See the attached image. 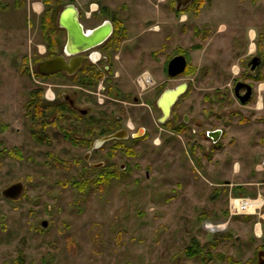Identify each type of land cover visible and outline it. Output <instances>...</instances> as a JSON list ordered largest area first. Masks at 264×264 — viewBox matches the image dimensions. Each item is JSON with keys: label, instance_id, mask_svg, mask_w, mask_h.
<instances>
[{"label": "rangeland", "instance_id": "obj_1", "mask_svg": "<svg viewBox=\"0 0 264 264\" xmlns=\"http://www.w3.org/2000/svg\"><path fill=\"white\" fill-rule=\"evenodd\" d=\"M15 1L20 4L0 0L8 9L0 10V190L16 182L25 189L14 201L0 196V264H256L264 250V205L256 214L231 216L228 204L238 194L264 197V189L260 195L235 186L264 175L258 162L264 157V0H192L184 10L174 0L91 3L90 12L79 11L83 27L112 21L115 37L112 49L100 47L107 62L83 64L101 73L93 86L80 84L84 72H35L40 60L62 53L66 37L48 32L42 21L51 16L59 28L58 14L71 0L53 13L15 10ZM54 36L59 45L50 49ZM176 54L188 65L170 79L166 64ZM253 56L261 65L252 74ZM144 74L150 83H139ZM241 76L255 81L244 108L233 94ZM182 83L186 93L170 120L158 124L159 94ZM71 91L78 92L75 105L88 109L85 118L54 104ZM35 95L52 103L45 115L57 112L46 123L34 117ZM138 128L145 134L110 141L88 157L97 168L85 162L87 150L76 138L87 137L90 145L117 129L130 136ZM213 129L224 135L219 150L205 154ZM236 164L258 174L238 177Z\"/></svg>", "mask_w": 264, "mask_h": 264}, {"label": "water", "instance_id": "obj_2", "mask_svg": "<svg viewBox=\"0 0 264 264\" xmlns=\"http://www.w3.org/2000/svg\"><path fill=\"white\" fill-rule=\"evenodd\" d=\"M176 10L186 8L192 0H174ZM80 13L74 4L65 5L58 14L57 26L65 31V43L62 47V53L52 57L45 58L35 65V72L41 76H50L56 73H64L67 76H73L87 61L85 55L88 51L99 47L108 40L112 34V25L110 21H104L102 24L92 28L84 29L80 22ZM251 70L260 67L261 60L259 57L252 59ZM187 67V59L183 55L172 57L167 64V76L176 78L181 75ZM242 87L246 88L244 94L239 91ZM187 91V84L183 83L173 89H166L162 92L157 100V106L161 112L159 123H165L171 116L172 107ZM235 96L240 100L241 104H246L252 95V87L248 84H237L234 89ZM83 114L86 111H82ZM142 131V130H141ZM212 137V134H211ZM127 139V131L125 129L116 131L110 135H106L97 139L93 143V149L100 148L103 144L113 140ZM92 168H97L91 164ZM24 184L16 182L6 186L0 190V196L6 200H17L24 193ZM42 227H46V222H42ZM256 264H264V251L258 254Z\"/></svg>", "mask_w": 264, "mask_h": 264}, {"label": "flooded vegetation", "instance_id": "obj_3", "mask_svg": "<svg viewBox=\"0 0 264 264\" xmlns=\"http://www.w3.org/2000/svg\"><path fill=\"white\" fill-rule=\"evenodd\" d=\"M80 17V16H79ZM80 19V18H79ZM104 22V21H103ZM110 23H111V25H112V22L110 21ZM85 29V28H84ZM113 25H112V33H113ZM112 35V34H111ZM110 35V36H111ZM109 39V38H108ZM106 42V41H105ZM105 42L102 44V45H100L99 47H96V48H94V49H98L99 50V56H100V59H99V61L98 62H107L108 61V56L106 55V52H107V50H110V49H112V47L110 48V46H106V44H105ZM105 44V45H104ZM101 46H103L105 49H106V52L104 51V50H102V48H100ZM93 50V49H92ZM92 50H90V51H88L85 55L87 56V61H85L84 63H89V61H90V59H89V54L92 52ZM176 55H183V54H176ZM176 55H174V56H176ZM173 56V57H174ZM184 56V55H183ZM185 57V56H184ZM254 57H257V56H253L252 58H251V60L248 62V64H247V66H248V68H249V70H250V72L253 74L254 73V71L256 70H251V66H252V59L254 58ZM187 59V58H186ZM169 62V61H168ZM168 62H167V64H168ZM83 63V64H84ZM167 64H166V75H167ZM187 65H188V61H187ZM84 67V65H82V67L76 72V73H78V72H80L81 70H82V68ZM258 69V68H257ZM185 72V71H184ZM75 73V74H76ZM74 74V75H75ZM183 74V73H182ZM181 74V75H182ZM66 75V74H65ZM181 75H179V76H181ZM69 77V76H68ZM168 77V76H167ZM169 78V77H168ZM251 78H254V76H252ZM170 79H174V78H170ZM253 82H255V81H253L252 79H249L248 77H244V79H243V77L241 76V77H239L238 79H236L235 81H234V85H233V94H234V96H235V92H234V89H235V86L237 85V84H239V85H242L243 86V84H248V85H250L251 87H252V95H251V98H250V100L246 103V104H241L240 103V100H241V98H237L236 96H235V98H236V101H237V103L238 104H236V105H238V106H240L241 108H244V107H246V106H248L249 105V102L251 101V99H252V97H253V86L251 85V83H253ZM183 84V83H182ZM180 85V84H179ZM178 86V85H177ZM176 86V87H177ZM81 88V87H80ZM187 89H188V85H187ZM166 90V89H165ZM164 91V90H163ZM162 91V92H163ZM162 92L159 94V96L162 94ZM246 92V88L245 87H242L241 89H240V91H239V93L240 94H244ZM77 95H78V92L77 91H71L70 93H64V94H62L61 95V98H59V100L57 101V102H55L54 104H67L68 105V107H69V109L72 111V113H76V114H79L80 116H81V118H85L86 116H87V114H88V109H80V108H78L75 104H76V102H75V98L77 97ZM97 95H98V93H97ZM182 97V96H181ZM180 97V98H181ZM159 98V97H158ZM158 98H157V100H158ZM157 100H156V106H157ZM137 101V99L136 98H133V102H136ZM98 103L99 104H103L104 102L103 101H98ZM92 104V103H91ZM176 104V103H175ZM175 106V105H174ZM173 106V107H174ZM173 107H172V109H173ZM157 108H158V106H157ZM159 109V108H158ZM264 109V104H261V110H263ZM82 111H86V113L85 114H83L82 113ZM160 111V110H159ZM171 113H172V110H171ZM240 113H245L244 112V110H240ZM160 114H161V112H160ZM161 116L162 115H160V117L157 119V123L158 124H160L159 123V119L161 118ZM171 117V116H170ZM82 120V119H81ZM170 120V118L165 122V123H163V124H161V125H164V124H166L168 121ZM59 122V121H58ZM186 118H185V116H183V123L184 124H186ZM119 130H122V129H119ZM118 129L117 130H115V131H113V132H111V133H109V134H107V135H110V134H112V133H114V132H116V131H119ZM142 130V131H141ZM127 131V130H126ZM145 128H138V130H137V132L136 133H131V135L129 136V132L127 131V139L128 138H130V139H132V140H135L136 138H138V137H140V136H142L143 134H145ZM193 133H195V131L193 130ZM211 134H212V137H211ZM223 135H224V133H223V130H220V129H213L212 130V132H209V134H206V137H208L209 138V140H206V141H212V148H210V145L209 144H207V145H205L204 146V153L205 154H209L210 152H212V154L214 153V152H217L219 149L218 148H216V145H217V143L219 142L218 140L219 139H221V138H223ZM103 136H106V135H103ZM103 136H101V137H103ZM100 137V138H101ZM100 138H98V139H100ZM76 139H82L83 140V143H82V146L84 147V148H86V150H87V152L84 154V160H85V162L88 164V166L90 167V168H92L90 165V163L88 162L89 160H87L88 159V157H90L95 151H97V150H99L101 147H103V145L100 147V148H98V149H93V143H94V141H96V140H94L90 145H88V142L86 141V142H84V140H87V137H82V138H76ZM127 139H125V140H127ZM263 140V139H262ZM121 141H123V140H119V142H121ZM108 143V142H107ZM210 143V142H209ZM106 144V143H105ZM197 146L198 145V143L195 141V142H193V144H192V146L194 147V146ZM262 147L264 146V144L263 143H261L260 144ZM201 147V146H200ZM260 154V153H259ZM262 154V153H261ZM87 157V158H86ZM264 161V157H263V155H259V164L261 163V162H263ZM104 165V163L102 162V163H100L99 165H101V166H103ZM264 164V163H263ZM94 165V164H93ZM120 169H122V167L120 168ZM253 170V173H252V175L254 176V175H257L258 174V170L256 169V167L255 168H253L252 169ZM258 179V181H260V182H262L263 184H264V175H262V176H260V177H258L257 178ZM223 182H224V185L225 186H227V185H229V184H232L231 182H229V180H227V179H225V180H223ZM243 183H245V184H249L248 182H241V183H237L236 184V186H240V185H242ZM241 187V186H240ZM261 251H264V250H259L258 251V253H257V256H256V262H257V258H258V254L261 252Z\"/></svg>", "mask_w": 264, "mask_h": 264}, {"label": "trees", "instance_id": "obj_4", "mask_svg": "<svg viewBox=\"0 0 264 264\" xmlns=\"http://www.w3.org/2000/svg\"><path fill=\"white\" fill-rule=\"evenodd\" d=\"M62 1L63 0H43V4H44V8H45V11L44 12L46 13L47 11H49L50 13H53L54 7L61 5V3H63ZM202 4H203L202 2H199L198 5L201 6ZM16 5H18V2H17ZM6 8L7 7H5V6H0V9L1 10H5ZM182 10H184V9H182ZM43 19H44V14H43ZM112 20H115V16H113ZM54 24H55L54 23V20H52V18L50 16V18L48 19V22H47L46 25L44 24V21H42V26L41 27L44 28L46 26L48 32H52V33L56 29H57V31L58 30L59 31L60 30L61 31H64L63 29L56 28V26ZM57 31H55L54 33L56 34ZM116 32H119V30H116ZM114 35H116V34H114ZM114 40H115V37H113V35H112L111 39L109 40V42L106 43V45L107 46H112ZM49 43H50V46L48 44V48H50V49L52 48V45L53 46H58L59 45L58 44V39H57L56 36H54L52 38V40L49 39ZM57 55L58 54L54 52L53 54L49 55L47 58H52V57H55ZM82 72H84V75H83V77L80 80V84L81 85H84V86H93L94 83L96 82V80H98V79L101 78V73L98 72V71L97 72L94 71L93 68L91 69V67L89 68L87 66H84L79 73H82ZM38 76H40V75H38ZM30 104L33 105L32 108H33V112L35 113L34 114V117H36L37 121H39L40 123H46L48 118H51V117H53L54 114H57V112H56V113H51V115H49V116L45 115L46 112H48L49 110H51V106L49 104H52V103H48V102L44 101L41 98L40 95L33 96V100H32V102Z\"/></svg>", "mask_w": 264, "mask_h": 264}, {"label": "crops", "instance_id": "obj_5", "mask_svg": "<svg viewBox=\"0 0 264 264\" xmlns=\"http://www.w3.org/2000/svg\"><path fill=\"white\" fill-rule=\"evenodd\" d=\"M15 2H18V1H15ZM71 2H72V4H74L76 6V8L79 11H84L85 13H88V12L91 11L90 10L91 3L92 4H96V6L98 7V5H100L101 3L105 2V0H99V1H94V2H92V1L87 2L85 0L84 1H81V0H71ZM25 6L28 8V10H30V11H32L34 13H37L38 11L44 9L43 0H33V1H31V0L28 1L27 0L26 3L23 0H20V4L19 5H16L15 3L13 4V7H14L15 10L22 9ZM6 9L5 10H2V11H7L8 9L7 10ZM0 25H1V18H0ZM42 50H43V48H42ZM263 163H264V161L261 162L260 165L261 166L264 165ZM262 168H263V166H262ZM262 171H264V168L262 169ZM252 173H253V170H251V169H249V170L248 169L242 170L241 166L238 165V164H236L235 165V168H234V171H233L232 174L239 175L238 177H247V176H249ZM246 182H248L249 184L243 183L242 185H240L241 187L240 186H237V187H239V189L241 188L240 190H247V191H250V192H253L252 190H255V192H257V194H260L261 195L260 192L263 191V189H264V184L262 182H260V181L255 182V181H252V180L251 181H246ZM238 183H241V182H238ZM236 184L237 183H235V186H236ZM237 196H242V197L243 196H246L247 197V195H244V194H242V195L238 194ZM261 197H262V204L264 205V197L262 195H261ZM259 218L264 223V213H262ZM258 225L256 223L255 226H254V228H253V235H255L257 237L259 235L260 236L262 235L261 228H260V234L257 235L256 229H257V226ZM247 226H249V224ZM260 227H261V223H260Z\"/></svg>", "mask_w": 264, "mask_h": 264}, {"label": "built area", "instance_id": "obj_6", "mask_svg": "<svg viewBox=\"0 0 264 264\" xmlns=\"http://www.w3.org/2000/svg\"><path fill=\"white\" fill-rule=\"evenodd\" d=\"M97 54L95 52H91L89 54V59L91 62H98L100 59L99 54H97L96 60L91 59L92 55ZM151 78L147 75L144 74L141 76L139 83L144 84V83H150ZM260 197V196H259ZM259 202L262 203V200L260 199H250L247 197H231L229 199V211L231 216H237V215H242L246 213H254L256 214V210L259 209Z\"/></svg>", "mask_w": 264, "mask_h": 264}, {"label": "bare ground", "instance_id": "obj_7", "mask_svg": "<svg viewBox=\"0 0 264 264\" xmlns=\"http://www.w3.org/2000/svg\"><path fill=\"white\" fill-rule=\"evenodd\" d=\"M97 54L92 55L91 59L96 60Z\"/></svg>", "mask_w": 264, "mask_h": 264}]
</instances>
